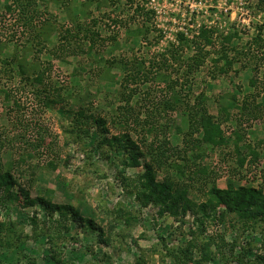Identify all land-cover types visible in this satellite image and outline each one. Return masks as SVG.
Returning <instances> with one entry per match:
<instances>
[{
    "label": "rangeland",
    "instance_id": "374dc122",
    "mask_svg": "<svg viewBox=\"0 0 264 264\" xmlns=\"http://www.w3.org/2000/svg\"><path fill=\"white\" fill-rule=\"evenodd\" d=\"M12 3V10L7 11L6 5ZM259 3L146 0L143 6L155 13L143 25L141 17H132L136 6L131 7L128 0H36L33 12L18 7L15 0H0V59L9 60L12 68L0 62L1 172H11L17 182L13 194L24 190L30 200L47 197L79 212V220L70 217L64 221L59 213L47 215L39 204L24 206L21 196L7 210L0 205V264H241L237 260L240 246L253 250L243 264H264L260 259L264 257L263 223L253 233L240 226V230L227 231V216L225 222L206 221L204 233L190 211L176 219L153 204L142 206L135 194L129 193L133 186L127 191L124 182H136L144 167L127 168V153L107 144L99 146L105 136L127 134L145 151L144 143L152 140L150 123H157L160 126L155 132H164L172 147L186 149L191 156V138L186 133L192 128L183 118V110L180 115L160 102L166 93L168 98L176 93L183 100L188 95L190 103L204 95L209 114L217 118L219 108L233 96L241 103L247 96L261 93L258 102H263L264 13ZM85 25L96 35L92 50L79 40L61 38L63 28L81 31ZM203 26L216 30L215 39L238 31L240 39L235 38L231 45L248 67L234 63L227 74L220 75L212 64L217 55L207 47L212 54L187 79L186 69L180 68L183 62H175L171 44L177 45L178 31L193 39ZM192 55L193 47L179 52L182 61ZM255 67L257 72L252 71ZM131 69L142 72L129 78ZM20 70L31 79L41 74V83L24 87ZM252 78L254 84H250ZM36 87L43 90L39 98L31 93ZM58 89L64 91L54 97ZM71 93L76 98L89 95L85 117L77 116L81 101L69 97ZM46 95L55 104L45 107ZM76 117L81 122L78 126ZM96 119L108 128L107 135L97 131ZM235 128L232 121L223 123L230 142ZM240 129L245 144L261 154V163L253 169L257 180L249 184L264 190V118L244 123ZM160 138L164 140V134ZM228 150L232 151V146L213 150L202 145L205 155L199 164L208 163V167ZM149 161L147 155L142 164ZM181 164L176 157L170 159L155 171L157 181L182 180L175 171ZM239 175L216 180V185L220 189L229 182L242 186L245 182ZM199 189L195 184L188 194L195 204L206 200ZM54 220L60 223L55 225ZM217 234H223L229 245L236 240L239 248L233 255L228 245L220 255L211 247L208 252L214 259H204L207 237ZM168 250L174 254L170 256Z\"/></svg>",
    "mask_w": 264,
    "mask_h": 264
},
{
    "label": "trees",
    "instance_id": "16d2710c",
    "mask_svg": "<svg viewBox=\"0 0 264 264\" xmlns=\"http://www.w3.org/2000/svg\"><path fill=\"white\" fill-rule=\"evenodd\" d=\"M35 1L36 0H25L24 2L23 0H15V4L18 7L23 8V10L25 8L32 10L36 8L34 5ZM93 1L98 3L100 0ZM107 1L115 3V0ZM144 1L146 0H128L131 7L136 6L132 17H141L143 25L148 23L151 19L150 16L155 13L154 10H148L146 6H143ZM13 3L6 5L5 8L7 11L12 10ZM259 4V10L264 13V0H260ZM93 24H96V22L93 21ZM85 27L81 31L65 27L62 30L63 34L61 38L65 40L69 39L68 42L79 40L83 45L92 50L96 45V35L93 30L87 28L86 25ZM146 30H148L147 27ZM215 32V29H205L203 26L198 30L197 36H193V39H190L188 35L182 31H178L175 34V43H177V45L171 44V49H175V62H183L180 64L182 65L180 68L186 69L184 76H186L187 79L190 75L195 74V72L203 67L206 63L207 57L212 54L210 50H206L207 47L212 48L217 55L216 59H212V64L214 65L213 69H217L220 75L227 74V71L234 63H242V59L237 57L240 53L236 52L237 49L231 45L235 38L240 39L239 32L234 30L231 34L219 35V38L217 39L214 38V35H216ZM218 39L220 40L219 44L221 45L219 49L217 46ZM258 41H260L259 37H257L256 42L258 43ZM262 43L261 47L264 46V40H262ZM185 47H189L190 50L191 47H193V55L188 58V60L182 61L179 52ZM231 52H235L232 57L229 55ZM0 62L12 69L9 60L1 61L0 59ZM222 62L224 63V66L218 67V64ZM246 64V62L242 63L241 67L243 69L247 68L248 66ZM127 67L129 66L126 63L125 69L126 71H129ZM133 70L134 69L130 70V73L133 74L128 75V77H139V74L142 71L136 69L137 71L134 72ZM252 71L257 72L256 67L253 68ZM20 74V83H25V85H23L24 87H34L35 82L41 83L43 78L41 74H39L31 79L26 72L21 70ZM255 81L256 79L252 78L250 84H254ZM185 85L186 84H182L184 87ZM67 90L68 89H66V91ZM31 91L32 95H35L37 98H39L40 94L43 92L39 87H36ZM61 91L64 90L58 89L57 94L54 97H60L62 95ZM71 94L72 95L69 97L73 98L74 95L73 93ZM166 94L167 96L159 101L162 104L164 103L165 107H168V109L179 111L180 115L183 110L182 116L183 118L184 116L186 117L189 128H192L190 132L186 133V136L191 138L189 145L192 143V155L188 156L189 151L186 149L179 151L177 148L172 147L171 142L168 141L167 136L165 137L164 132H155L160 126L157 123H150V126L152 127L148 129V134L151 136L152 140L149 144L147 141L144 143L146 144L145 151H143L139 144L127 134L113 135L111 138L105 136L102 143L99 142V146L107 144L110 148L115 149V151L123 150V153H127L128 160L124 163L127 168L144 167V173L138 177L136 182H124L127 191L128 188L133 186V192L130 191L129 193H134L142 206L153 204L156 207H159L162 213H171L176 219L184 218L187 215V212L190 211L195 216L194 221L199 224L200 228H203L201 229V232L204 233L206 232V221L213 220L225 222L224 218L227 216H229V219L226 221L228 225L225 230L237 231L240 226L241 230H244L245 232H255L260 223L264 224V190L262 188L251 186L249 183L257 180V175L253 169L258 167V164L261 163L258 162L261 154L249 144H245V136L243 130L240 128L244 123L250 124L258 119L264 118V101L258 102V99L261 98V93L249 95L241 103L238 102L236 96H233L231 101L219 108V118L209 114L206 108L207 100L204 98V95H199L195 98L194 102L190 103V100L187 99L188 95L183 100L180 99L176 93L174 95L171 92L170 95H173L171 97L169 96V98L168 93ZM7 95L9 94L7 93ZM87 96L74 97L77 101H81L80 110L77 112V116L79 117L86 115L85 111H88L85 103L87 101L86 99L89 98ZM263 97L264 93L262 98ZM45 98V101L48 102L44 101V106L55 104V101L51 100L52 98H49L47 95ZM248 99L250 100L248 101ZM159 101L157 104H159ZM235 110L237 112L234 114ZM151 114L153 115L154 113ZM73 116H76V114H73ZM74 120V123L77 126L81 123L77 117ZM230 121L236 125V128L233 131L234 136L232 142L229 141V138L226 137L223 130V123ZM125 123H127L126 120L124 124ZM95 124L97 125V131L101 133L102 136L109 133L108 128H106L102 120L96 119ZM161 128L165 129L166 127ZM162 134H164V140H161L160 138ZM202 145L212 147L213 150L232 146V151L228 150L229 152L223 153L222 156L216 158L214 162L207 167L208 163L205 164V166L199 164V161L202 160L205 155V153L201 151ZM1 147L2 144L0 143V152ZM147 155H149L150 161L142 164L143 158ZM173 157H176L183 162L181 166H175V171L182 177V180L177 182L169 180H165L161 183L158 182L155 171L162 168V166ZM209 167H211V170L208 169ZM240 170L243 174L240 173ZM238 174H240L239 180L245 182L242 186L235 187L234 184L229 182L225 189L217 187L216 180L230 176L235 178ZM195 184L200 186L199 192L201 190L203 195L206 196L205 202H202L201 204H195L188 197V194L191 191L190 189H192ZM16 185L17 182L13 178L11 172L3 174L0 169V205L6 210L7 208H10L11 204L17 202L21 196L25 201L24 206H34L35 204H39L50 217H52L54 213H59L61 217H64V221H67L70 217H72L74 221L79 220L78 211L69 206L54 204L52 199H48L47 197L30 200L29 193L24 190H21V194H13V189ZM219 209H222L220 212L221 218H218L217 215ZM199 215H201V217H199ZM52 223L56 225L60 222L59 220H54ZM2 227L3 225H0V235L3 232ZM216 236L217 237L213 238L207 237V246L203 247L204 259H214V256L208 252L209 248L215 247L218 254L221 255L223 253V248L229 245L226 244L223 234H217ZM229 246L230 252H232L231 254L234 255L239 248L237 241H233ZM168 251L170 256L174 254L173 251ZM252 251V249L240 246V252L239 254L237 253V260L239 263L243 264V260L252 255ZM260 259L264 261V257H261ZM137 264H139V262H137Z\"/></svg>",
    "mask_w": 264,
    "mask_h": 264
}]
</instances>
